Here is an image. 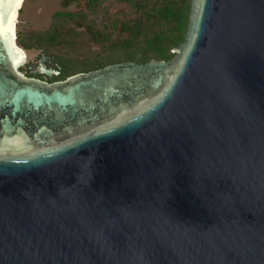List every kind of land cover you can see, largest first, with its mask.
Listing matches in <instances>:
<instances>
[{
	"label": "water",
	"instance_id": "water-1",
	"mask_svg": "<svg viewBox=\"0 0 264 264\" xmlns=\"http://www.w3.org/2000/svg\"><path fill=\"white\" fill-rule=\"evenodd\" d=\"M18 3L0 0V264H264V0H189L170 60L53 82L19 70Z\"/></svg>",
	"mask_w": 264,
	"mask_h": 264
},
{
	"label": "trees",
	"instance_id": "trees-1",
	"mask_svg": "<svg viewBox=\"0 0 264 264\" xmlns=\"http://www.w3.org/2000/svg\"><path fill=\"white\" fill-rule=\"evenodd\" d=\"M80 0H61V7L78 3ZM89 13L94 12L96 0H90ZM129 8L127 13H114L102 24L94 27L93 21L81 12H56L54 19L64 18L72 24L62 31V23L51 27L50 32L34 35V47L46 51L47 47L58 45L68 36V31L86 36L92 45L102 50L118 48L119 54L104 56L101 60H86L79 63L55 60L52 68L59 71L54 80H63L76 74L74 65L82 71H91L117 62L146 63L149 60L168 61L173 57L170 49L178 46L184 37L189 0H112ZM18 35V33H17ZM48 68V67H47Z\"/></svg>",
	"mask_w": 264,
	"mask_h": 264
},
{
	"label": "rangeland",
	"instance_id": "rangeland-1",
	"mask_svg": "<svg viewBox=\"0 0 264 264\" xmlns=\"http://www.w3.org/2000/svg\"><path fill=\"white\" fill-rule=\"evenodd\" d=\"M90 0H80L78 3L69 5L67 8L61 7V0H23L19 11L17 12L15 22V43L23 51L24 62L19 70L25 76L34 77L45 82H53V77L47 78L38 73V67L41 57L45 58L44 66L53 69L54 61L64 60L66 62L79 63L86 60H101L104 56H114L119 54V49L102 50L96 45H92L86 36L76 35L68 31V36L58 45L47 47L46 51L34 47V35L50 32L51 27L62 23V31L70 29L72 24L64 18L54 19L56 12L83 13L87 15L88 20H92L94 27L102 28L105 19H108L114 13H127L129 8L114 3L112 0H96L94 12L89 13L88 6H92ZM18 33V35H17ZM171 53V52H170ZM76 73L86 72L77 70L79 67L74 65ZM54 70V69H53ZM57 75H59V71ZM92 71V70H91Z\"/></svg>",
	"mask_w": 264,
	"mask_h": 264
},
{
	"label": "bare ground",
	"instance_id": "bare-ground-1",
	"mask_svg": "<svg viewBox=\"0 0 264 264\" xmlns=\"http://www.w3.org/2000/svg\"><path fill=\"white\" fill-rule=\"evenodd\" d=\"M22 2H23V0H19V3H18V5H17V8H16V10L18 9V8H20L21 7V4H22ZM16 10H15V13H14V17H13V21H12V32H13V42H14V38H15V22H16V17H17V13H16ZM19 50V49H18ZM21 53H22V55H23V62H24V54H23V51L22 50H19ZM22 62V63H23ZM22 63L20 64V65H22ZM19 65V66H20Z\"/></svg>",
	"mask_w": 264,
	"mask_h": 264
},
{
	"label": "flooded vegetation",
	"instance_id": "flooded-vegetation-1",
	"mask_svg": "<svg viewBox=\"0 0 264 264\" xmlns=\"http://www.w3.org/2000/svg\"><path fill=\"white\" fill-rule=\"evenodd\" d=\"M57 81V80H56Z\"/></svg>",
	"mask_w": 264,
	"mask_h": 264
}]
</instances>
